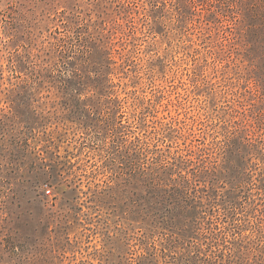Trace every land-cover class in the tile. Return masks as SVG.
<instances>
[{"label": "rangeland", "instance_id": "obj_1", "mask_svg": "<svg viewBox=\"0 0 264 264\" xmlns=\"http://www.w3.org/2000/svg\"><path fill=\"white\" fill-rule=\"evenodd\" d=\"M0 264H264V0H0Z\"/></svg>", "mask_w": 264, "mask_h": 264}]
</instances>
